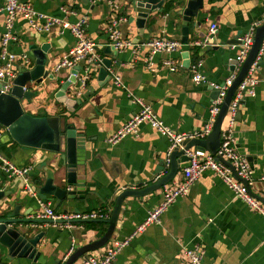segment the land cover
<instances>
[{"label": "crops", "instance_id": "1", "mask_svg": "<svg viewBox=\"0 0 264 264\" xmlns=\"http://www.w3.org/2000/svg\"><path fill=\"white\" fill-rule=\"evenodd\" d=\"M18 1L70 23L86 16V32L95 43L99 58V61L81 62L74 68L55 72V65L74 43L69 32L59 34L55 29L51 33H39L21 18L13 24L12 32L17 41L9 44L8 51L16 56H26L28 60V63L19 61L14 65L17 75L19 68L31 70L35 66V50L43 53L47 68L54 74L53 80L25 84L34 97L29 102H22L24 111L32 116L63 119L66 126L76 131L78 141L75 174L78 184L68 189L81 187L83 191H78L79 197L73 201L59 202L53 195L40 193L47 179L44 169L53 168L59 155L21 147L0 131V157L18 168H30L28 177L34 193L24 189L22 179H10L0 169V191L8 192L0 201V207L5 209L6 216L16 214L18 218L37 220H44L40 203L47 204L57 214L103 212L106 215L103 219H108L116 197L122 191L144 189L164 176L169 170L166 155L170 142L147 124L140 126L137 135L127 136L114 146L107 143V139L138 110V105L128 95L132 94L150 106L156 117L175 132L184 135L201 132L216 99L210 84L222 85L230 76L239 51L235 41L247 33L251 24L264 17V0H203V10L187 25L188 43L181 44L182 20L175 13L174 5L167 3L162 12L150 13L140 27L135 22L136 14L131 11L129 0H114L118 5L116 15L123 19L118 26L123 40L143 44L165 38L181 44L177 52L154 55L150 67L153 70H150L144 47L115 50V53L106 51L109 41L104 26L112 13L104 1L94 4L88 0ZM2 3L0 0V9ZM4 21L5 16L0 12V38ZM197 22H200L199 26H196ZM211 24L217 27L211 38L212 44L192 46L208 36ZM104 59L110 60L111 65L107 75H100ZM165 60L180 63L182 68L170 72L163 66ZM187 61L189 64L201 62L199 72L205 78V84L192 81L189 65H184ZM76 67L75 84L62 91L61 86ZM86 68L90 77L82 87L79 78ZM108 69L119 78L120 86L114 84ZM252 78L264 81V56L258 60ZM233 137L236 151L245 157L251 171L249 188L264 201L263 83H258L254 94L245 97L239 105ZM185 165L186 162L182 163L174 179L158 190L143 197L126 198L109 242L87 254L97 257L114 242L132 236L136 227L161 202L164 187L182 181ZM59 182L58 176L54 175L53 184ZM71 224L72 228L63 223L29 225L33 234L47 233L37 246L41 252L38 260H8L6 249L0 247V264H56L64 260L71 249L74 252L99 239L107 228L100 222L73 221ZM195 247L202 252L204 264H264V217L234 197L225 183L210 171L204 172L188 188L187 194L170 206L159 225L148 226L143 233L134 235L113 264H186L184 249ZM83 257L77 264H82Z\"/></svg>", "mask_w": 264, "mask_h": 264}, {"label": "built area", "instance_id": "2", "mask_svg": "<svg viewBox=\"0 0 264 264\" xmlns=\"http://www.w3.org/2000/svg\"><path fill=\"white\" fill-rule=\"evenodd\" d=\"M3 5L0 9L5 16L4 21V32L0 38V83L3 86V92L7 93L10 91L13 81L17 76V72L14 69V65L21 61L28 63L26 56H16L8 51V46L11 43L17 41V37L12 32V27L16 19L21 18L27 25L34 31L39 33H51L55 29H58V33L69 32L73 37L74 43L72 47L62 56L58 64L55 65L54 71L58 72L61 69L74 68L81 62L91 63L93 61H99L96 54V45L88 37L87 28V17L82 16L75 23H70L65 19H59L46 15L44 13L36 11L31 5L27 3H21L18 0H2ZM89 3H96L104 1L111 9V17L104 26L105 34L107 35L109 45L116 51H123L129 48L140 49L142 47L147 49V64L148 69H151L153 56L158 53H174L177 52L182 46L179 42L165 39L156 38L152 39L143 44H133L129 41L123 40L118 30L119 23L123 21L122 18L116 15L118 11V5L114 0H88ZM63 13L68 14L67 11L62 10ZM264 24V17L261 21L255 22L250 25L249 30L246 34L238 38V55L235 58L236 64L233 67L232 73L225 80L222 85L210 84V87L219 92L218 97L214 100L211 108L209 109V120L205 124L203 130L199 133L184 135L179 134L165 126L154 114L150 106L146 105L141 99L136 98L132 94L128 96L133 99L138 105V110L132 114V116L115 132L112 136L107 139V143L111 146L118 144L122 139L127 136H135L139 132V128L143 124H147L153 129L158 135L168 139L170 142V149L166 155V165H169V155L174 148H182V144L192 139H205L206 136L212 130L214 121L218 115L220 106L223 98L226 94L228 87L232 84L238 73L241 64L246 58L250 48L253 44V38L255 30ZM217 27L215 24H211L209 27L208 36L200 42H194L192 46L204 47L212 44V36L216 33ZM264 56V38L261 43L257 58L253 62L249 69L246 77L239 84L226 113L222 132L220 136V145L215 155L209 154L203 150L190 149L185 152V156L188 158L186 165L182 169V181L176 185L164 187L162 191L161 202L148 213L145 220L136 227L134 233L129 238L114 242L112 245L106 247L104 252L95 257L86 254L83 257L82 264H113L116 257L122 252V250L128 246L131 238L139 233H143L148 226L159 225L161 222L162 215L176 202L177 199L187 194L188 188L196 183L201 175L210 171L213 172L232 192L234 197L241 200L246 206L252 209L254 212L264 217V206L254 198L248 191L247 187L252 185L251 171L248 163L244 156L240 155L234 147L233 137V124L235 122V115L240 105V102L245 97L252 96L254 94L255 87L258 83L264 81H258L252 78V73L257 68L258 60ZM97 64V63H96ZM201 62L197 61L193 64H189V72L191 79L195 84H205V78L200 74L199 69L201 68ZM163 66L170 72H175L182 68L180 63H176L170 60L163 61ZM236 70V72H235ZM88 68L85 69L84 74L79 78V83L82 87L86 85L89 80V74L87 73ZM235 72V73H234ZM108 74L112 78L116 86H120L119 78L114 74V71L108 69ZM77 77V75H75ZM78 78V77H77ZM26 91V88H23ZM222 158L226 164L220 162L218 159ZM0 169L5 172L10 179L19 178L23 181L24 189L31 194L33 190L30 186V180L28 174L30 168L28 167H16L10 162L0 157ZM234 173L240 180L246 182L245 186L241 181L234 177ZM42 210V218L55 221H64L66 227L72 228L73 221H89L99 220L106 218L103 212H91V213H64L57 214L52 208H49L47 204L40 203ZM61 225V224H60ZM185 256L187 259L186 264H204L202 261V252L199 248L195 247L192 249H184ZM72 253V249L69 254Z\"/></svg>", "mask_w": 264, "mask_h": 264}, {"label": "water", "instance_id": "3", "mask_svg": "<svg viewBox=\"0 0 264 264\" xmlns=\"http://www.w3.org/2000/svg\"><path fill=\"white\" fill-rule=\"evenodd\" d=\"M131 11L136 14V24L142 27L145 23L148 15L153 12H162L164 6L168 3L174 5L175 12L178 16H181L182 20V33L183 38L181 44H187L188 37V24L193 18L198 16L199 11L203 10V0H129ZM177 9V10H176ZM132 21V18H131ZM200 22L196 23L199 26ZM194 24L191 26L193 31ZM264 38V24L259 26L254 33L253 44L248 52L246 58L240 66L239 72L234 78L232 84L228 87L226 94L223 98L218 115L214 121L212 130L206 136L205 139H192L182 144V148H174L169 155V170L158 181L152 185L145 187L141 190L128 189L122 191L114 202L111 214L108 219L102 220H89L85 222H100L107 225L104 234L97 240H94L88 244H85L77 248L74 252L69 254L64 260L57 261L56 264H77V261L85 256L89 252H93L105 246L114 232L116 222L119 216V212L123 201L126 198H139L158 190L167 183H169L180 169V165L188 161L185 156V152L190 149L203 150L209 154L215 155L220 145V136L222 132V125L229 107V104L239 86V84L246 77L253 62L257 58L259 49L261 47L262 40ZM239 44V41H235ZM35 50V48H32ZM107 52H114L112 46L108 45ZM36 56L35 66L31 70H25L19 68L18 75L13 81V85L9 92H3V86L0 83V131H4L6 136L11 139L17 145L32 149V150H44L53 154L59 155L55 166L50 169H44L47 179L40 190L42 194L53 195L59 202L65 200L73 201L77 196L78 191H83L80 187L78 190L68 189L71 185H76L75 174L77 173V149L78 141L77 134L73 128L66 126L63 119H59L56 116H32L24 111L22 102H29L34 97L32 91L26 90V83L40 84L43 80H53L54 74L47 68V62L45 56L40 50H35ZM260 62V61H259ZM261 63V62H260ZM103 66L99 70L100 75H107V68L110 67V60H102ZM236 62L234 63V65ZM185 66L189 65L187 61ZM78 67L71 70V76L61 86V90H67L72 84H75V73ZM214 90V89H213ZM219 92L215 90V96L218 97ZM243 101L240 102L242 104ZM220 162L226 164L222 158L218 159ZM54 175L58 176L59 184L54 185ZM234 177L241 181L245 186L246 182L237 178L234 173ZM249 193L258 201L264 204V201L255 195L249 187H247ZM8 192L0 191V201L7 196ZM62 224L64 221H55L44 219H28L18 218L16 214L12 216H6L5 209L0 207V247L6 249L7 259L23 258L33 260L36 262L41 254L37 250L39 242L47 236L45 232H37L33 234L30 232L28 226L31 224Z\"/></svg>", "mask_w": 264, "mask_h": 264}]
</instances>
